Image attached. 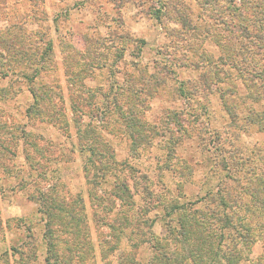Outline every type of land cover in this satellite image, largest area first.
<instances>
[{
  "label": "rangeland",
  "instance_id": "rangeland-1",
  "mask_svg": "<svg viewBox=\"0 0 264 264\" xmlns=\"http://www.w3.org/2000/svg\"><path fill=\"white\" fill-rule=\"evenodd\" d=\"M165 2L0 0V264H120L124 256H135L146 264L153 253L152 237L164 244V239L170 240L163 205L178 198L180 204L197 200L222 182L221 157L237 162L238 156L248 155L255 144L264 142L262 132L233 131L243 123L237 121L232 127L224 111L222 94L236 84L237 95L244 94V84L236 75L221 74L224 83L215 86V77L208 74L212 64L207 65V58L220 54L213 38L224 27L214 9L203 0H183L190 12L181 10L174 15L162 6ZM184 16L191 23L179 18ZM120 36L124 40H118ZM84 39L98 40L103 47L100 69L87 67L81 75L84 86L94 90L92 107L98 104V108L111 109L119 86L127 87L125 77L142 83L158 74L164 80L162 94L148 99L139 115L147 125L155 126L147 133L152 137L151 147L133 154L130 139L119 129L113 135L104 134L116 160L125 162L119 171L130 185L133 211L119 201L109 211L110 185L98 187L104 202L92 203L84 156L72 147L74 130L68 134L45 117L26 114L29 108H37L35 92L50 95L56 107L71 118L69 98L81 91L74 76L79 75L78 63L82 62L70 59L71 64L65 66L64 51L67 48L71 53L73 45L77 56ZM133 40L145 42L140 52V44ZM47 42L53 47L51 54H44ZM93 58L100 61V56L89 55L87 65ZM40 64L45 69L40 71ZM206 78L211 85L207 91L203 89ZM49 104L46 101L43 107ZM98 113L92 117L90 111L78 120L95 126L102 118L111 124L118 118L103 113L96 117ZM24 131L33 134L26 143L20 140ZM206 148L210 163L205 161ZM50 184H54L52 195L69 202L82 197L85 212L76 216L84 215V223H77V235L60 233V226H53V237L46 233L49 220L40 212L37 198L47 193ZM143 185L153 190L152 197L145 199ZM49 242L56 245L50 252ZM176 249L181 251L179 245ZM78 252L84 262L75 263ZM263 255L264 243L257 241L249 257L254 260Z\"/></svg>",
  "mask_w": 264,
  "mask_h": 264
},
{
  "label": "trees",
  "instance_id": "trees-1",
  "mask_svg": "<svg viewBox=\"0 0 264 264\" xmlns=\"http://www.w3.org/2000/svg\"><path fill=\"white\" fill-rule=\"evenodd\" d=\"M203 1L205 5L214 9L217 20H220L224 26L216 31L213 38L215 45L219 47L220 54L216 59L212 56L207 58V65L212 64L208 74L215 77L213 83L215 86L224 83H222L221 74L225 77L236 75V80L238 78L247 90L244 94L237 95L236 84L221 96L224 111L234 124L230 123L232 127L236 126L237 121L243 123L242 128L234 127L236 130L233 131L239 133L253 129L264 134V0ZM184 2L183 0H166L162 6L172 11L174 15L181 10L189 13L191 7ZM179 18L187 24L190 22L186 16ZM117 39L124 40L121 36ZM84 40L82 50H77V56L73 51L77 48L73 45L71 53L66 51L67 48L64 51L65 66L66 63L71 64L68 62L70 59L79 58L82 62V64L78 63L80 65L79 75L74 76L76 83H80L81 91L71 94L69 98L71 118L69 119L66 111L56 107L50 95L45 93L40 95L35 92L32 97L37 103V108H29L26 114L27 117L34 114L45 117L53 127L68 134H70V129L74 130L76 143L72 144V147H77V151L84 156L83 170L85 178L91 185L88 195L92 203L104 202L105 198L98 193V187L110 185L112 190L109 195L112 197V203L109 211L116 207L118 201L122 206L130 207L129 210L133 211L135 206L130 185L119 171L125 162L119 164L111 143L105 139L104 134L113 135L115 130L119 129L130 139L133 154H138L141 149L151 147L152 137H149L147 133L149 134L151 129L154 130L155 126L147 125L139 115L148 99L162 94V88L165 86L164 80L158 74L150 75L148 80L142 83L137 78L125 77L123 82L127 87L119 86V92L117 91L112 98L114 103L111 109L109 107L98 108V104L92 107V100L94 101L96 97L94 90H89L84 86L81 75L85 73L87 67L100 69L104 56L99 51L103 47L98 40ZM133 42L140 44L139 52L141 46L145 45L143 40H133ZM52 51L51 43L47 42L44 54H51ZM89 55L100 56V61L93 58L87 65L86 59ZM43 69L45 67L40 64V71ZM206 75L204 72L203 78L207 77ZM209 86L211 85L206 78L203 89L207 91ZM84 93L87 98L84 97ZM60 98L62 99V96ZM46 101L50 104L44 108L43 104ZM90 111L92 117L99 112L96 117L103 113V116L116 115L118 118L113 124L105 123L102 118L101 122L95 123V126L91 123L82 125L78 119ZM98 123L105 124V126H100ZM115 123L118 125L115 126ZM22 135L20 140L24 143L33 137L32 132L29 131L22 132ZM234 137L239 139V134ZM0 141H2L1 138ZM253 147L255 148L248 155L238 156L237 162L231 163L228 160L225 161V157H221L219 166L220 171L224 173L222 182L209 187L197 200L180 204L178 198L177 201H169L163 205L164 219L168 218L166 227L170 240L164 239V244L160 239L152 237L150 247L153 253L146 264H264V255L254 260L249 257L250 248L254 243L257 241L264 243V142L259 146L255 144ZM137 148L138 152H135ZM206 151L205 161L210 163L211 156L207 148ZM25 159L30 160L28 157ZM143 179L147 181L146 178ZM147 187L146 185L141 186L145 199L153 196V190ZM45 189L47 193L39 195L37 202L40 212L49 220L46 233L49 237H53V233L56 232L53 226H60V233L77 235V223H84V215L80 218L76 216V213L85 212L82 197L78 195L75 200L69 202L60 195H52L55 191L53 190L54 184H50ZM126 219H128L127 216ZM147 222L144 221V224L146 225ZM86 231H88L87 228ZM74 242L76 238L72 243ZM77 242L81 245L79 240ZM49 245V252L56 248L53 242H49ZM178 245L181 251L176 249ZM75 246L78 251L82 249L77 243ZM81 254L78 252L75 263L86 260ZM120 264L143 263L135 256H124Z\"/></svg>",
  "mask_w": 264,
  "mask_h": 264
}]
</instances>
